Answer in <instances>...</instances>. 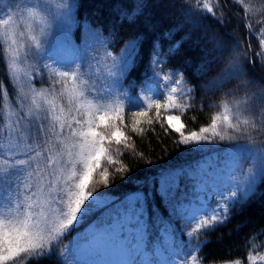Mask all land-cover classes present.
I'll return each mask as SVG.
<instances>
[{
    "label": "snow or ice",
    "instance_id": "snow-or-ice-1",
    "mask_svg": "<svg viewBox=\"0 0 264 264\" xmlns=\"http://www.w3.org/2000/svg\"><path fill=\"white\" fill-rule=\"evenodd\" d=\"M144 7L137 0L130 12L119 11L120 21L134 22ZM77 8L78 0H0V60L13 89L10 96L0 79V264H39L82 225L87 227L57 251L59 264H202L205 257L198 253L210 240L199 236L225 224L231 209L256 195L264 181V142L254 137L253 115L259 108L264 116V86L247 77L242 59L247 53L237 51L239 42L230 47L207 33L193 38L199 27L193 17L215 16L210 0L181 10L184 22L165 35L172 39L186 24L191 28L166 55L159 41L153 43L136 93L135 78L128 76L142 58L144 34L134 33L114 53L109 46L119 38L115 29L105 35L89 23L76 44L71 34L80 26ZM243 8L247 12L249 5ZM187 42L202 53L195 74L204 77L203 91L219 93L208 104L218 110L191 131L184 116L193 108L189 101L196 86L179 69L161 67ZM260 45L257 56L264 57V39ZM44 73L49 85L37 89L33 80ZM154 123L174 132L177 146L212 149L214 155L192 168H164L155 177L133 181L136 190L122 199L101 191L116 173L125 179L129 172L116 158L123 156L121 145L134 148L128 129L143 136L154 131ZM114 164L120 167L110 172ZM182 178L189 184L185 191ZM153 188L167 217L151 204ZM185 223L194 227L185 232ZM243 259L259 264L264 254L250 251Z\"/></svg>",
    "mask_w": 264,
    "mask_h": 264
},
{
    "label": "trees",
    "instance_id": "trees-1",
    "mask_svg": "<svg viewBox=\"0 0 264 264\" xmlns=\"http://www.w3.org/2000/svg\"><path fill=\"white\" fill-rule=\"evenodd\" d=\"M140 2L145 5L142 14L137 16L134 22L129 23L127 20L120 21L119 11L128 10L130 12L137 0H78L76 15L80 26H74L71 34L73 42L80 44L89 23L92 28L101 29L105 35L109 29H115L119 38L114 47L109 46V50L118 53L124 42L134 33H143L145 42L141 49L142 58L139 60L138 66L128 76L129 81L135 78L137 84L133 93L138 92L142 79L141 73L148 66L153 43L159 41L161 53L166 55L168 47L187 33L191 25L186 24L184 30L176 33L172 39H169L165 33L176 24L184 22L185 17L181 14V10L195 8L198 0H140ZM203 2L205 0H199L201 5ZM210 2L214 6L215 16L213 14L199 16L198 14L193 17L199 22V27L193 29V38L207 33L209 36L215 35L218 40H222L230 47L239 42L237 51L247 53L246 58L242 56L247 77L254 81L256 86H264V66H262L264 57L257 56V53L261 52L260 40L264 39V0H235V2L234 0H210ZM245 3L249 5L247 12L243 8ZM201 46H204L203 42H201ZM207 46L211 47L210 44ZM201 58L200 47L193 48L190 46V42H187L182 44L174 55L168 56V62L161 66L164 72L169 69H179L189 85L196 86V91L192 93L194 100L189 101L193 104V108L184 116V122L188 125L187 131H191L193 127L198 129L201 124L207 122L212 112L218 110L209 108L208 104L212 100L218 99L219 93L216 96L211 93L206 94L201 87L204 77L195 74ZM0 79L7 86L11 96L13 89L8 83L2 60H0ZM33 83L37 89L47 88L49 85L47 73H44L42 79L35 77ZM202 104L204 105L203 110H201ZM150 115L155 119V109L151 110ZM253 115L256 117L258 125L254 130V137L257 142H264V128L260 127L264 116H261L259 108L254 111ZM193 116L196 117L194 122L190 119ZM125 120L128 124L131 123V115L128 111L125 113ZM142 126L148 128V125ZM151 127L154 128V131L148 130L143 136H138L132 133L130 128L128 129V134L133 138L129 143L134 142V148L125 149L121 145L120 150L123 152V156L116 158L128 166L129 172L125 174V179H121L120 174L116 173L110 187L101 188V191L109 192L112 197L122 199L125 194L136 190V184L133 181H143L145 178L155 177L164 168H192L200 161H205L214 155L212 149L200 152L193 151L188 146H177L174 143L177 138L174 132L165 133L158 123H154ZM114 147L116 146L114 145ZM146 161H151V163H146ZM117 167L120 165H112L109 169L110 172ZM244 167H248V165L245 164ZM186 182L187 180L182 178L181 186L186 185ZM152 193L154 199L151 204H154L159 212L167 217L168 213L161 203L160 197L156 195L155 188ZM84 227L87 225H82L81 228L63 237L53 250L52 255L41 259L39 264H59L56 255L59 248L68 245L77 232L82 231ZM176 227L180 229L181 222L178 221ZM192 227H194L192 224L185 223L184 231L186 232ZM205 238L210 242L203 245L202 250L198 253V257H205L202 264H229V261L237 257L243 260V264H248L243 258L250 251L253 255L264 254V181L259 184L256 195H253L242 206L237 204L235 208L231 209L230 219L225 224L215 227L213 231L203 232L199 236L201 240ZM250 238L253 239L250 241ZM181 239L187 240L188 237L182 233ZM193 244H195V238ZM253 244L258 246L255 250L252 248ZM259 264H264V262H259Z\"/></svg>",
    "mask_w": 264,
    "mask_h": 264
},
{
    "label": "rangeland",
    "instance_id": "rangeland-1",
    "mask_svg": "<svg viewBox=\"0 0 264 264\" xmlns=\"http://www.w3.org/2000/svg\"><path fill=\"white\" fill-rule=\"evenodd\" d=\"M203 163H204V162H202L201 164H203ZM186 186H188L187 189L189 188V184L187 183V185H183V186H182L181 191H185V190H187V189H184ZM215 207H216V198L213 197V198H212V202H211V208H215Z\"/></svg>",
    "mask_w": 264,
    "mask_h": 264
}]
</instances>
